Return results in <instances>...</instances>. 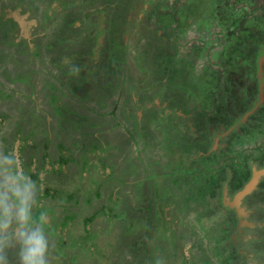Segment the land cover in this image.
<instances>
[{
  "label": "flooded vegetation",
  "instance_id": "obj_1",
  "mask_svg": "<svg viewBox=\"0 0 264 264\" xmlns=\"http://www.w3.org/2000/svg\"><path fill=\"white\" fill-rule=\"evenodd\" d=\"M263 55L264 0H0V263L264 264V176L224 205L264 168Z\"/></svg>",
  "mask_w": 264,
  "mask_h": 264
},
{
  "label": "trees",
  "instance_id": "obj_2",
  "mask_svg": "<svg viewBox=\"0 0 264 264\" xmlns=\"http://www.w3.org/2000/svg\"><path fill=\"white\" fill-rule=\"evenodd\" d=\"M198 61H204L206 57L202 56V52L199 58H196ZM194 67V65H192ZM196 68V67H194ZM231 68V67H230ZM187 67L180 75H175L172 81L175 84H181L182 88L198 102L204 101V104H209L212 101V96L210 95L215 87L219 85L220 79L213 76L210 71L203 69L202 74L198 76H193V71H187ZM233 69V68H232ZM187 71V72H186ZM185 76V77H183ZM187 76V77H186Z\"/></svg>",
  "mask_w": 264,
  "mask_h": 264
},
{
  "label": "clouds",
  "instance_id": "obj_3",
  "mask_svg": "<svg viewBox=\"0 0 264 264\" xmlns=\"http://www.w3.org/2000/svg\"><path fill=\"white\" fill-rule=\"evenodd\" d=\"M25 212L26 209L22 208V218H26ZM7 226L8 225H4V227ZM26 243L29 247V250L23 257L25 264H46V261L43 259V257L45 255V252L47 251V246L43 240V237H33L32 239L27 240Z\"/></svg>",
  "mask_w": 264,
  "mask_h": 264
},
{
  "label": "water",
  "instance_id": "obj_4",
  "mask_svg": "<svg viewBox=\"0 0 264 264\" xmlns=\"http://www.w3.org/2000/svg\"><path fill=\"white\" fill-rule=\"evenodd\" d=\"M263 60H264V55H263V57H261L259 59V65H260V67H261V64H262V61ZM259 103L260 102H258L251 111H249L248 113H246V115L243 116V119H241L240 122L245 121L247 119V117L249 116V113L255 112L257 110V106L259 105ZM262 176H264V168L261 169V170H259L257 173L255 172V175L253 176V178L240 191H238L235 194V196H234V202L229 203L228 202V199H226V197L224 196V205L226 207L231 208V209H233L235 206L239 205V203L243 199V197L246 196L247 194H249L254 189L255 184L257 183L258 179L260 177H262Z\"/></svg>",
  "mask_w": 264,
  "mask_h": 264
},
{
  "label": "rangeland",
  "instance_id": "obj_5",
  "mask_svg": "<svg viewBox=\"0 0 264 264\" xmlns=\"http://www.w3.org/2000/svg\"><path fill=\"white\" fill-rule=\"evenodd\" d=\"M151 36H153V35H151ZM187 40H189V39H186V41ZM80 46H82V45H80ZM212 45H210L208 42H201L200 44H199V47L200 48H203V49H198V50H196V51H193V52H189V51H185L188 55H190L191 56V58H199V56H200V54H201V52H202V56L204 57H206L207 56V54H208V52H206V50H208L210 47H211ZM205 50V51H204ZM214 53H216V51L214 52ZM217 57H214V58H212V59H216ZM204 62V61H203ZM202 62V63H203ZM207 62H212V60H208ZM217 62H219L218 61V58H217ZM198 66H201V65H198ZM203 66V65H202ZM252 156H255V154L253 153L252 154ZM259 199L260 200H263L264 199V196H259ZM144 245H146V247L149 245V249L151 250L154 246H156V244H155V242L151 239V238H149L146 242H144ZM260 245H256V247H259ZM251 247V246H250ZM14 248V247H13ZM148 248V247H147ZM18 250H19V248H18ZM147 258H148V260L150 261V257H149V254H148V256H147ZM146 258V259H147ZM115 261H117V260H114V262ZM3 262L4 261H2L0 264H3ZM112 263V264H118V263ZM258 262L260 263V262H263V256H261V257H258ZM25 263V262H24ZM23 262L21 263V264H24Z\"/></svg>",
  "mask_w": 264,
  "mask_h": 264
}]
</instances>
